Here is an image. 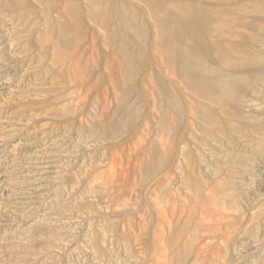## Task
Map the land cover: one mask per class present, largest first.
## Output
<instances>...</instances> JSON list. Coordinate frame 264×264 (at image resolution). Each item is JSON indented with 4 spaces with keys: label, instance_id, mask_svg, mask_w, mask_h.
Wrapping results in <instances>:
<instances>
[{
    "label": "rangeland",
    "instance_id": "rangeland-1",
    "mask_svg": "<svg viewBox=\"0 0 264 264\" xmlns=\"http://www.w3.org/2000/svg\"><path fill=\"white\" fill-rule=\"evenodd\" d=\"M0 264H264V0H0Z\"/></svg>",
    "mask_w": 264,
    "mask_h": 264
}]
</instances>
